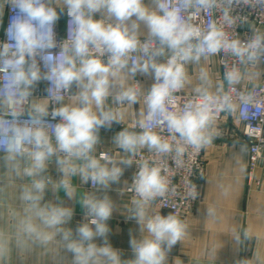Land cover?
<instances>
[{
  "label": "clouds",
  "instance_id": "9594fccd",
  "mask_svg": "<svg viewBox=\"0 0 264 264\" xmlns=\"http://www.w3.org/2000/svg\"><path fill=\"white\" fill-rule=\"evenodd\" d=\"M217 2L155 0L156 10H149L143 0H64L70 18L69 35L68 40L60 45L59 53L53 56L49 50L57 47L54 33V25L59 19L57 11L45 0H4L13 12L6 30L9 42L0 45V72L5 73L3 87L0 88V106L7 108L13 117L11 122L0 118V138H3L8 152L7 159L15 161L17 156H26L31 160V166L24 172L35 176L45 169L46 161L54 153H63L64 158L57 163L65 175L60 184L69 196L73 189L67 177L77 172L84 182L91 180L105 187L110 182H118L122 175L120 167L102 165L101 160L112 162L106 154L102 153L98 159L89 155L98 143L99 129L110 128L113 122H122L124 117L123 110L106 109L105 101L122 73L131 76L153 73L156 83L145 97L147 113L138 122L143 131L140 134L121 131L115 142L125 152L133 154L145 146L162 155L174 152L176 165L182 166L188 148L200 150L211 144L215 134L212 124L218 114L230 113L236 107L232 96L223 93V84H220L216 93L207 88H197L198 97L187 102L182 109L178 108L174 93L184 87V63L198 62L202 56L222 51L236 56L241 63L255 62L264 55V35H255L247 43H241L229 39L215 22H210L206 30L192 23L196 13L215 8ZM232 2L227 0L229 5ZM259 2L264 3V0ZM102 10L116 23L105 25L102 20L93 19L94 14ZM133 17L136 19L132 20ZM223 19L229 24L233 22L227 11H224ZM128 21H131L130 28ZM137 22H144L148 28L149 39L145 42L138 38ZM165 47L172 55L166 63H157L156 57L163 55ZM137 52L141 55L134 56ZM105 54H110L107 63L100 58ZM37 56L48 69L43 76ZM200 78L207 81V73L202 71ZM41 79L51 83L49 96L56 102L63 99L61 93L74 83L82 89L78 106H62L50 114L52 120L60 119L52 128L55 147L46 131L48 121L45 118L49 116L47 100L32 104L30 124L17 122L31 95L30 89ZM241 79L242 74L235 66L225 73L230 86L239 84ZM120 89L115 96L117 104L127 102L131 105L139 101L138 87H125L123 79H120ZM240 100L255 103L251 94L246 101L243 96ZM93 105L96 111H93ZM156 126H166L170 138L164 139L153 131ZM73 158L83 159L86 163L77 166L71 162ZM132 162L131 159L122 161L129 166ZM164 172L160 165L150 166L144 161L134 177L130 189L137 197L132 201L133 217L147 235L140 241H131L135 259L126 264H166L167 253L187 235L188 225L177 214H148V205L169 192L170 180ZM45 186L43 179L34 180L30 188L23 190L21 198L28 204L29 215L20 222L22 233L41 243L50 241L54 235L43 229L62 233L67 250L73 253V264H124L111 246L105 243V246L98 247L92 243L94 237H103L109 231L105 221L110 218L113 206L107 197L84 199V206L92 217L90 224L95 227L93 229L89 224L80 226L79 239L73 240L70 230L59 227L71 218V210L47 204L41 206ZM172 190L175 192V188ZM188 195H195L194 186ZM207 214L214 219V208L209 207ZM248 237L249 233L245 231V238ZM235 239L240 242L239 235ZM6 254L7 249L0 245V257ZM238 264H249V261Z\"/></svg>",
  "mask_w": 264,
  "mask_h": 264
},
{
  "label": "crops",
  "instance_id": "0c3cea01",
  "mask_svg": "<svg viewBox=\"0 0 264 264\" xmlns=\"http://www.w3.org/2000/svg\"><path fill=\"white\" fill-rule=\"evenodd\" d=\"M45 1L56 8L59 29L62 31L67 9L64 0ZM143 3L149 10H156L155 0H143ZM0 4L3 5L0 8L2 22L7 4L4 0H0ZM93 19L102 20L105 25L116 23L104 10L95 13ZM126 23L130 28L131 21ZM137 23L138 38L149 37L146 24ZM171 55V51L165 47L163 55L156 57V62L166 63ZM184 69L186 73L182 88L184 92L199 94L197 88H207L210 92L216 93L218 86L222 84L216 56H202L198 62L188 61L184 63ZM260 69L261 65L255 64L251 72L254 82L259 81ZM202 71L207 73V81L200 78ZM120 79H123L125 87L137 85L142 93H148L155 83L154 74L137 73L131 76L126 72L122 73L105 101L106 109L124 111L122 122H113L112 126L140 129L138 122L143 119V104L140 98L137 103L131 105L125 102L123 106L117 107L115 104V96L121 90ZM45 82L46 80L41 79L30 89L29 114L34 102L47 100L49 109L48 98L34 93L35 87L44 88ZM68 90V94L58 102L57 108L79 105L78 96L82 89L74 83ZM4 109L0 106V111ZM93 111H96L95 105ZM240 130L241 124L234 112L213 122L212 131L215 134L212 142L203 147L205 169L201 179L200 197L192 212L179 216L188 225L187 235L167 253L166 264H238L244 260L249 261V264H264V152L249 179L248 150L239 139ZM121 131L124 130L113 127L100 128L98 143L89 154L98 159L101 153H109L112 162L101 160L100 163L106 164L109 168L116 166L122 169L118 182H110L107 187L99 184L90 187L89 181L84 182L77 172L67 177L73 189L71 196L60 184L65 175L57 161L64 156L53 154L46 161V167L42 172L28 176L24 169L31 166L29 158L17 156L15 161H9L8 153L0 154V245L7 249V254L0 257V264H73V253L67 250L62 233L56 232L55 229H43L41 225L44 231L54 233L50 241L41 243L20 230V222L29 215L28 204L21 198L23 190L25 187L30 188L34 180L40 179L46 184L40 201L41 206L47 204L71 210V218L59 227L70 230L73 240L79 239L80 226L89 224L93 229L95 227L90 224L89 220L92 217L84 206V199L107 197L113 206L110 218L105 221L109 231L103 237H94L92 243L98 247L105 246V243L111 246L118 252L124 264L135 259L131 241L133 239L140 241L147 233L146 230L142 231L141 225L133 217V198L125 192L132 164L129 166L122 161L131 159L133 153L125 152L116 144L115 137ZM71 162L77 166L86 163L83 159L76 158ZM209 207L215 210L214 219L207 214ZM147 211L149 215H169V212L159 210L151 203ZM35 222L39 224L38 220ZM245 231L249 233L248 238H245ZM237 235L240 237L239 243L235 239Z\"/></svg>",
  "mask_w": 264,
  "mask_h": 264
},
{
  "label": "built area",
  "instance_id": "2783aa9c",
  "mask_svg": "<svg viewBox=\"0 0 264 264\" xmlns=\"http://www.w3.org/2000/svg\"><path fill=\"white\" fill-rule=\"evenodd\" d=\"M49 6L56 10L54 6ZM224 11H227L229 17L232 19L233 22L231 24L227 23L223 19ZM12 15L13 12L10 11L9 6L7 5L3 17L4 23L2 34L0 35V45L9 42L6 30ZM185 15L188 14L186 13ZM69 19L70 18L67 15L66 9L64 29L62 31L59 29L58 20L54 25L57 47L49 50L53 56L57 55L61 50L60 45L68 40ZM210 22H215L217 27L226 32L229 39H236L241 43H247L252 38H254L255 35H264V3L259 2V0H233V2L229 5L227 0H218L217 6L215 8L206 12H198L192 18V23L194 25L205 30L207 29V26ZM139 39L141 42H145L149 39V37H142ZM156 46L158 47L159 45ZM92 51L95 53V49H92ZM109 55L110 54H105L100 58L104 63H107ZM133 55L138 56L141 55V53L137 52ZM209 56L217 57L220 79L223 84V93L231 95L236 105L235 110L232 112H234L241 124L239 139L241 142H245L247 146L249 169L248 175L249 179H251L252 171L256 167L259 158L264 152V55H262L255 62L245 61L244 63H241L239 59L231 53H225L223 51L217 53L216 55ZM36 59L40 72L46 74L48 69L44 66L43 61L39 56H37ZM257 63L261 65V69L258 70L259 81L254 82L252 80L251 72ZM233 66L240 70L242 79L239 84L230 86L225 80V73ZM0 67H2V64H0ZM4 80L5 73L0 72V88L3 87ZM50 87L51 83L46 80L44 88L41 86H36L34 93L37 96L45 95L49 100V116L45 118L48 121L46 131L51 137V142L55 147V138L52 128L56 123L60 122V119L58 117L55 120L51 119L50 114L52 110L57 108L58 102L50 98L48 92ZM68 92L69 90H65L61 93L63 98L68 94ZM249 94L255 98V103L249 104L247 102H241L240 97L243 96L246 101ZM146 95L147 93H142L140 91L139 98L143 104V117L147 113V105L145 103ZM198 95L199 94L187 93L180 89L178 92L174 93L176 106L182 109L187 102L196 99ZM124 103L117 104L115 101L117 107L123 106ZM28 105L29 98L23 106V113L17 118V122L20 124L31 123V115L28 113ZM230 113H219L215 121L221 120L224 116ZM0 118L10 122L13 120V117L9 114V110L7 108L0 111ZM153 131L157 132L164 139H169L171 135L166 126H156L153 128ZM1 153H8L3 143V138H0V154ZM202 153L203 148L200 150L188 148L185 156L183 157V165L178 167L175 163L174 152L172 154L162 155L149 149H137L136 152L131 156V160L133 161L132 171L129 182L125 188V192L133 199L137 198L135 192L131 191L130 189L132 188L134 177L139 171L140 164L144 161H147L150 166L156 164L165 169L163 174H166L170 180L169 192L164 197H157L155 201L151 202V204L156 206L159 210H165L169 212V214H177L178 216H183L192 212L196 202L200 197L201 179L205 169ZM54 154L58 156H64V154L59 151ZM103 154H106L108 158L110 156V154L107 152H104ZM95 185L96 184L89 180L90 187H94ZM192 186L195 187L194 196L188 195L189 189ZM173 188H175V192H173Z\"/></svg>",
  "mask_w": 264,
  "mask_h": 264
},
{
  "label": "water",
  "instance_id": "95a60500",
  "mask_svg": "<svg viewBox=\"0 0 264 264\" xmlns=\"http://www.w3.org/2000/svg\"><path fill=\"white\" fill-rule=\"evenodd\" d=\"M3 23L4 21L2 20V26H1V30H0V35L2 34V29H3ZM113 128L119 129V130H127V131H131L134 133H141L143 130L141 129H135V128H127V127H117V126H111ZM242 144L246 145L245 142H241Z\"/></svg>",
  "mask_w": 264,
  "mask_h": 264
}]
</instances>
